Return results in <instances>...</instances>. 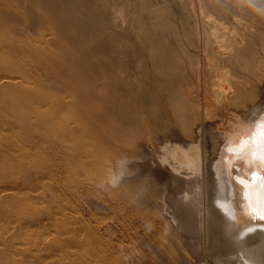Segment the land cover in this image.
I'll list each match as a JSON object with an SVG mask.
<instances>
[{"label": "rangeland", "instance_id": "rangeland-1", "mask_svg": "<svg viewBox=\"0 0 264 264\" xmlns=\"http://www.w3.org/2000/svg\"><path fill=\"white\" fill-rule=\"evenodd\" d=\"M12 2V10L4 9L5 14L0 15V78L7 77L16 82L14 87H9L10 89L0 85V94L6 96L3 100L0 98V264H42V258L47 259V255L49 259L51 256L63 257L65 254L63 249L59 251L54 248L55 241L63 244V247L73 246L75 249V241L67 236V232L74 228V224L83 226L86 231L88 229L101 243H106L111 249L116 250L123 264H170V261H159L151 254L153 251L149 245L151 230L143 225L145 218L161 227L162 221L174 225L169 215L172 209L167 206L169 203L166 204L168 196L162 198L160 194L163 200L158 197V201L154 200L155 203L150 201L149 204L144 203L141 209L140 207L137 209L133 203H128L124 195L120 193L119 195L106 185L97 183L93 174L86 176L84 167L91 169L86 158L81 156L80 152H75L76 146L70 145L66 142L67 139L61 137L58 125L52 123L48 125L45 119L58 117L64 124L73 126L76 122L71 114V107L88 98L91 99H88L89 101L98 102L94 108L92 103L89 104L92 113L102 115L107 107L105 105L107 96L101 93L102 91L96 95L95 90L98 86L90 83V75L99 73L106 74V80L111 84L113 93L120 95L122 90H129V87L135 91L131 93V98L124 95L128 110L119 107L117 100L113 98L114 105L109 107L113 109V115L115 114L117 119L129 116L135 119V123L144 124L141 133L146 141L150 139L155 141L165 136L171 129V124H174L172 128H175L177 136L185 139L186 135H183L185 133L177 129L166 107L167 93L164 90L156 91L147 81L156 73L152 66H149L151 64L148 61L150 53L148 50L151 53L155 51V60H171L175 66L182 64L184 68L182 71L181 68L174 66L178 73L176 71L171 73L178 76L180 70L179 76L182 75L188 79L186 81L190 83L193 81L195 84L198 71L204 72L201 65L198 69L195 57L202 59L205 53L209 59L213 58L212 40L206 42L204 39L210 27L202 19L205 13L210 12L206 10L202 16L198 8L202 9L212 3L211 13H215V16L211 17L218 18L216 21L221 20L220 24L225 22V25H221L222 29L218 26L219 33L225 34V38L231 34V42L236 46V51H246L249 45L248 48L256 51L259 54L257 56L264 59L262 48L264 0L242 2L12 0ZM163 21L167 24L165 25ZM229 22L231 26L226 24ZM204 29L206 32H203ZM226 39L230 42L229 36ZM242 42L246 47L240 46L243 45ZM196 45H201L202 48L199 46L197 49ZM138 60L140 62H137ZM128 63L133 64L134 68ZM127 67L129 71L125 70ZM140 70H144V73ZM258 72L255 77H251L254 79H251L252 83L248 86L251 91L248 89L249 94L246 93L243 103L251 107L262 103V109L264 65ZM144 75L147 78L146 76L144 78ZM261 77L263 78L260 79ZM108 78H112L113 81ZM136 81L142 82L137 88ZM68 85L72 87L76 85L79 90L71 94L68 92ZM196 90V98L202 99V88L197 86ZM252 94L254 96H251ZM135 95L138 96L134 99ZM254 101L255 104L252 103ZM215 104L217 103L215 102L214 106ZM205 111L208 109L205 108ZM214 112L215 114L208 119L221 121V116L217 111ZM94 123L99 124V121ZM87 124L93 123L89 121ZM193 126L191 125L190 130ZM106 134L102 129L95 140L87 143L89 155L111 156L112 144L107 142ZM143 141L141 139L139 144ZM139 144L136 147H127V152H133L135 149L141 151ZM112 156L120 159L118 154ZM113 162L110 163L112 169L103 171L104 177H109V173L110 175L118 173L115 170L117 165H113ZM153 164L155 167L156 164ZM134 173V171L121 173L125 176L123 182L126 183L129 178V182L134 184L144 179L131 181L130 177ZM163 174H166L165 171ZM147 176V179L151 177L154 185L161 187L159 178L151 174ZM149 208H153V214ZM141 211L146 213L145 218L140 215ZM173 228L175 229L174 226ZM255 238L254 236L252 247L258 242ZM183 243L181 245L183 250L180 248L178 252L180 251L179 256L184 258L185 264H219L210 253L196 251L195 242L185 240ZM75 250L77 252L75 254L74 252L72 255L65 254L68 256L67 259L80 258L83 249ZM134 258L141 263H136Z\"/></svg>", "mask_w": 264, "mask_h": 264}, {"label": "bare ground", "instance_id": "bare-ground-1", "mask_svg": "<svg viewBox=\"0 0 264 264\" xmlns=\"http://www.w3.org/2000/svg\"><path fill=\"white\" fill-rule=\"evenodd\" d=\"M208 3L210 2L208 1ZM12 5V0H0V15L5 14L3 12L4 9L12 10ZM211 5L213 4L211 3ZM211 5L198 9L199 11L201 10V15L206 10L210 12L205 13L202 18L205 21L204 23L210 27L208 33H203V35L206 34L204 38L206 42L212 40L213 58L209 59L205 53H203L202 59L195 57L198 69H200L199 65L204 69V72L198 71L196 74L197 80L195 84L193 81L191 83L186 81L188 79L184 76H179L184 69L182 64H176L178 69L181 68L178 76H176L173 71L177 73L178 71L171 60H155V51L151 53L148 50L150 52L148 61L151 64L149 66H152L156 73L147 81L156 91L164 90L167 93L166 107L176 123L175 126L178 127L176 128L185 133L183 134L186 135L185 139L177 136L175 128H172L174 124H171V129L166 135L164 134L165 136L157 138L155 141H152L153 139L146 141L145 136L142 137L141 133L144 124L139 122H136V124L135 119H131L129 116L117 119L118 117L115 114L113 115V109L109 107L114 105L113 98L117 100L116 103H118L119 107L126 110L128 106L124 102V95L127 98H131L132 96L130 97V95L134 89L129 87V90H122L120 95L115 94L112 92L111 84H108L106 80V74L99 73L90 75V83L92 82L98 86L95 90L96 95L102 91L101 93H105L107 96L105 101L107 107L102 115L100 113V115L92 113L89 104L92 103L94 108L98 105V102L95 100L89 101L91 99L88 98L89 100L85 99L77 102L75 106L71 105V114H73L76 122L73 126L64 124L58 117L46 118L45 122L48 125L50 123L58 125L61 137L67 139L66 142L70 145L76 146L75 152H80V155L86 158L87 164L91 167L90 170L86 169V166L84 167L86 176L93 174L97 183L106 185L118 194L124 195L123 197L128 200V203H133L137 209L139 207L141 209L144 203L149 204L150 201L155 203L154 200H157L160 194H162V198L163 196L166 198L168 196L166 204L169 203L167 206L172 209L169 215L175 229L166 221H162L163 227H161L153 221L145 220L146 213L144 211L137 213L138 215L140 213L145 218V221L143 220L145 228L151 230L149 239V245L153 250L151 254L158 258L159 261L166 260L170 261V264H185V260L179 256L180 251L178 252V250L185 240H191V242H195L196 251L210 253L219 264H264V220L261 219L264 217V106L261 109L263 104L257 105L255 101L252 102L257 105L253 104L254 107L248 104L245 105V102L243 103V98L248 93V86L252 83L251 77H255L261 66L264 65V59L257 56L259 54L248 48L249 45L247 44V49L244 48L246 51H236V46L231 42V34L229 33L230 35H228L229 42L226 39L228 36L225 38V34L219 33V28L221 25H225V22L223 21L224 23L220 24L221 20L216 21L218 18L211 17L212 15L215 16V13H211L213 11ZM233 18L235 19V17ZM166 21L168 22L169 20L167 19ZM163 23L165 24L164 21ZM226 24L230 25L231 23ZM218 26L220 27L218 28ZM203 32H206L205 29ZM206 42L205 44H207ZM260 43L263 44V42ZM199 46L201 45H198L197 49H199ZM240 46L246 47L244 44ZM140 57L139 59H141ZM137 62H140V60ZM128 64L130 65V63ZM130 66H133V64ZM135 68L138 70V66ZM145 68L143 69L145 70ZM139 69H141L140 66ZM170 69L173 70L170 71ZM125 70L129 71V68L127 67ZM74 74L76 75V73ZM108 80H112V78H108ZM139 81H136V84L138 83L136 88L142 83ZM15 83L7 77L0 78V85L6 86L7 89L14 87ZM195 85L202 88V99L196 98L197 90ZM68 87V92L71 94L79 90L76 85L75 87L68 85ZM249 91L251 90L249 89ZM152 92L154 93V90ZM136 93H138V89ZM253 94L251 96H254ZM140 95L143 96V94ZM137 96L135 95L134 99ZM0 98L2 100L5 99V94H0ZM44 100L46 102V99ZM213 102L217 104L214 106ZM132 107L131 109H133ZM205 108L208 109L207 112ZM214 111H217V114L221 116V121L208 119L211 118L212 114H215ZM89 121L93 124H87ZM95 121H99V124H95ZM191 125H194L192 130H190ZM102 129L107 133V142L112 144L113 153L108 157L104 155L91 156L89 155L87 143L95 140L98 132L102 131ZM141 139L144 141L139 144ZM138 144L141 151L135 149L133 152H127V147H136ZM112 154L120 155V159L117 160V157L112 156ZM111 162H113V165H117V167H114H116L115 170L118 173H111L112 175L109 173V177H104L102 175L103 171L113 168L110 166ZM153 163L156 164L155 167ZM133 171L135 173L130 177L131 181L136 182L138 178L144 179L131 184L129 178H127L128 180L125 179L127 182L125 181L126 183H124V175L121 173ZM162 171H165L166 174H163ZM150 174L160 179V188L154 185V181L150 179L151 177L149 179L146 178ZM172 194H175V196H172ZM152 209L149 208L148 210ZM145 211L148 212L147 210ZM152 212L153 210L150 213L153 214ZM73 227L67 232V236H70L75 241V249H83L80 258L76 260L67 259L68 256L65 254L70 253L72 255L73 252V254L77 253L74 247H63V244L61 245L55 241L54 248L59 251L63 249L62 251L65 253L63 257L66 256L65 259L52 256L49 259L47 255L48 260L42 258V264H123L117 251L111 249L106 243H101L88 229L86 231L82 228L83 226L80 227L75 224ZM253 235L258 240L254 247H252ZM66 249H69V251ZM181 249L183 250V248ZM233 255L235 258H233ZM135 261L136 263H141L138 259H135Z\"/></svg>", "mask_w": 264, "mask_h": 264}, {"label": "snow or ice", "instance_id": "snow-or-ice-1", "mask_svg": "<svg viewBox=\"0 0 264 264\" xmlns=\"http://www.w3.org/2000/svg\"><path fill=\"white\" fill-rule=\"evenodd\" d=\"M261 219L264 220V217H262Z\"/></svg>", "mask_w": 264, "mask_h": 264}]
</instances>
